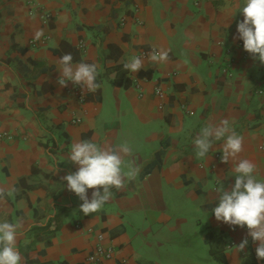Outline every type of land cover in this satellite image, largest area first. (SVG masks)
Instances as JSON below:
<instances>
[{
	"label": "crops",
	"instance_id": "1",
	"mask_svg": "<svg viewBox=\"0 0 264 264\" xmlns=\"http://www.w3.org/2000/svg\"><path fill=\"white\" fill-rule=\"evenodd\" d=\"M36 2L0 0V264H264V0Z\"/></svg>",
	"mask_w": 264,
	"mask_h": 264
},
{
	"label": "built area",
	"instance_id": "2",
	"mask_svg": "<svg viewBox=\"0 0 264 264\" xmlns=\"http://www.w3.org/2000/svg\"><path fill=\"white\" fill-rule=\"evenodd\" d=\"M28 6L30 9H36L40 15V18L43 23L47 24V22L50 19V14L48 11L44 10L41 8L36 0H28ZM65 79H63L64 81ZM75 93L78 94V97H81V89L79 84H74L72 87ZM155 93L159 96L162 95V91L157 88L155 90ZM256 93L258 95H263L264 94V85H262L259 89L256 90ZM77 120V119H76ZM237 216V215H236ZM87 232H91L89 229ZM97 243L94 245L92 251L87 255L85 259V264H106L107 261L111 260L114 257V250L112 249L111 246H103L101 244V239H102V234L98 233L96 235ZM113 264V263H112ZM120 264H124L121 262Z\"/></svg>",
	"mask_w": 264,
	"mask_h": 264
}]
</instances>
